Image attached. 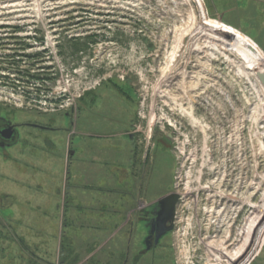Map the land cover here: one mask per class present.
<instances>
[{
	"label": "rangeland",
	"instance_id": "374dc122",
	"mask_svg": "<svg viewBox=\"0 0 264 264\" xmlns=\"http://www.w3.org/2000/svg\"><path fill=\"white\" fill-rule=\"evenodd\" d=\"M202 3L264 56V0ZM197 4L0 0V118L18 125L0 149V264H121L174 192L158 264H213L219 245L231 256L250 243L264 162L234 112L250 83L200 37ZM260 232L243 264H264Z\"/></svg>",
	"mask_w": 264,
	"mask_h": 264
},
{
	"label": "bare ground",
	"instance_id": "6f19581e",
	"mask_svg": "<svg viewBox=\"0 0 264 264\" xmlns=\"http://www.w3.org/2000/svg\"><path fill=\"white\" fill-rule=\"evenodd\" d=\"M197 1L199 2L197 5L201 17L206 18L199 22L201 29L198 34H203L200 37H208L210 42L215 45V49H219V52L220 50L225 52L222 53L223 55L226 56V53H229L228 62L230 64L236 65L239 62L240 64L236 65L239 70L238 77L248 79L250 83L249 94L246 95V90H243V112L239 113L238 109H235L234 112L236 116L239 114L238 116L244 118L241 120L243 123L238 130L241 133L245 132L247 143L251 150L250 156L254 158L255 166L259 168L260 163L258 161L262 160L264 162V83L261 80V76L264 77L263 52L249 36L238 28L224 21L207 17L202 0ZM204 47H207V45ZM233 55H235L237 60L232 59L231 56ZM220 197L222 198V204H224L225 196ZM211 228L209 232H212ZM262 228H264V218H261L250 243L244 245L236 254L231 256L226 252V247L219 245L217 253H212L219 261L215 260L213 264H243L246 256L252 250V246L257 241V237L260 236ZM259 242H262V238Z\"/></svg>",
	"mask_w": 264,
	"mask_h": 264
},
{
	"label": "flooded vegetation",
	"instance_id": "af4514ba",
	"mask_svg": "<svg viewBox=\"0 0 264 264\" xmlns=\"http://www.w3.org/2000/svg\"><path fill=\"white\" fill-rule=\"evenodd\" d=\"M6 133L10 136H6ZM17 137L18 125L10 120L0 118V149L4 147H11V145L16 143ZM161 199L154 209H152L151 216H149L148 220V230L144 238L141 240V243H135L133 246L132 240V246H127L126 250L124 249L123 253L120 254L121 264H158L160 257L157 252L160 247V241L164 235L173 231L177 217V206L180 202L179 201L176 204L174 218L172 220H167L164 224H160L159 217L163 210V203L161 202ZM136 202L139 203V205L143 203L141 198H139ZM139 210L140 213L142 212L144 216L148 218L146 213L142 211V208H139ZM140 213H138V215L131 216L128 219V225L133 231L135 230L136 224L140 222ZM147 253L149 254V257L146 256Z\"/></svg>",
	"mask_w": 264,
	"mask_h": 264
},
{
	"label": "water",
	"instance_id": "95a60500",
	"mask_svg": "<svg viewBox=\"0 0 264 264\" xmlns=\"http://www.w3.org/2000/svg\"><path fill=\"white\" fill-rule=\"evenodd\" d=\"M261 80L264 83V77L261 76ZM10 131V130H8ZM6 136H10L6 133ZM180 194L177 192L170 193L161 199L163 203V210L159 217V223L164 224L167 220H172L175 215L176 204L179 202Z\"/></svg>",
	"mask_w": 264,
	"mask_h": 264
},
{
	"label": "crops",
	"instance_id": "0c3cea01",
	"mask_svg": "<svg viewBox=\"0 0 264 264\" xmlns=\"http://www.w3.org/2000/svg\"><path fill=\"white\" fill-rule=\"evenodd\" d=\"M105 223H106V222H105ZM82 229H83V228H82ZM83 230H84V229H83ZM100 230H102V226H101V229H100ZM86 239H87V238H85V240H86ZM85 243H87V242H85ZM74 252H76V251L74 250ZM93 253H94V252H93ZM91 254H92V252H91ZM91 254H90V255H91ZM71 261H72V263L77 261L75 264H83V263H84V261L77 259V257L74 256V254H73V259H72Z\"/></svg>",
	"mask_w": 264,
	"mask_h": 264
}]
</instances>
